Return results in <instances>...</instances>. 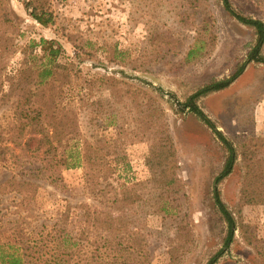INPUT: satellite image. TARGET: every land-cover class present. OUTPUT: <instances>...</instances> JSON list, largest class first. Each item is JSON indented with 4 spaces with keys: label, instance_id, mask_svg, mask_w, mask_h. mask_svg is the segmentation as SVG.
Segmentation results:
<instances>
[{
    "label": "rangeland",
    "instance_id": "374dc122",
    "mask_svg": "<svg viewBox=\"0 0 264 264\" xmlns=\"http://www.w3.org/2000/svg\"><path fill=\"white\" fill-rule=\"evenodd\" d=\"M27 1L0 0V97L8 89L9 76L30 62L40 63L41 37L60 43L58 61L69 62L79 75L120 81L118 92L99 86L106 81L100 79L80 92L89 103L102 97L88 144L95 139H102V146L112 139L123 141L137 182L132 197L138 200L124 204L123 211L102 210L110 213L113 225L126 223L134 231L129 242L141 251L143 264H206L215 256L227 224L215 206L214 190L235 218L233 239L214 264H264V204L247 202L242 193L241 152L251 149L264 157V62L248 60L254 31L231 14L223 0H45L42 6L51 17L46 26L32 17ZM227 2L243 16L264 21V0ZM192 43L199 48L187 57ZM240 67L229 85L189 102L190 96L214 81L231 78ZM124 82L139 93L128 92ZM72 83L63 89L77 92ZM187 104H195L199 113ZM10 112L11 104L0 100V116ZM113 121L120 126L107 125ZM78 129L84 133L83 125ZM164 133L173 142V170L180 180V189L170 191V196L189 213L181 239L170 225H163L153 202L156 166L149 150ZM230 151L235 154L231 171L219 179ZM85 170L62 167L57 182L35 177L36 187L23 195L0 194L6 220L21 213L31 215L32 224L39 226L58 223L57 229L66 233L67 249L49 254L57 260L68 258V264H85L98 236L81 232L84 206L98 205L100 195L94 183L85 180ZM13 175L29 178L18 169H0V181ZM121 192L117 187L109 195Z\"/></svg>",
    "mask_w": 264,
    "mask_h": 264
},
{
    "label": "trees",
    "instance_id": "16d2710c",
    "mask_svg": "<svg viewBox=\"0 0 264 264\" xmlns=\"http://www.w3.org/2000/svg\"><path fill=\"white\" fill-rule=\"evenodd\" d=\"M42 1L45 0H28L25 6L31 7L32 17L46 26L51 17L42 6ZM34 2L38 4L34 5ZM223 2L231 14L254 31L255 43L248 52V60L264 62V21L245 17L234 10L227 0ZM39 46L42 52L40 63L35 66L30 62L9 76L8 89L2 92L0 97L1 103L11 104L10 114L0 116V169H18L29 176L17 178L13 175L0 181V194L15 192L23 195L24 192L36 187L35 177L57 182L61 178L62 167L83 166L86 168L85 180L94 183V189L100 193L98 205L84 206L85 226L81 232L85 234L86 230L94 231L98 235L89 250L90 256L87 255L85 264H143L141 251L129 242L134 240L131 238L134 231L129 230L126 223L113 225L110 213L102 210L111 208L123 211L124 204L130 205L138 200L137 197H132L131 191L137 182L123 151V141L112 139L102 146L100 142L103 140L95 139L93 145L88 144L87 138H91V134L94 133L92 131L88 134V130L90 126L98 124L96 119L98 113L102 111L99 106L102 97H96L95 102L89 103L85 99L87 96L80 92L89 89L98 79L106 80L99 86H108L118 92L120 81L109 77L79 75L77 70L74 72L69 62L58 61L63 46L54 39L41 37ZM198 48L196 43H192L187 57L193 55ZM241 70L242 67L229 79L214 81L207 88L190 96L189 102L197 96H205L208 92L226 87ZM2 80L0 72V84ZM72 82H76L77 92H72L76 88L63 89L64 85ZM124 84L128 87L126 89L128 92L139 93L127 83ZM78 102L81 104L75 107ZM127 104L131 105V101L129 100ZM187 105L199 113L195 104ZM81 123L85 129L84 133H80L78 129L82 126ZM110 123L120 126L115 121L108 122L107 125ZM216 133L221 135L218 131ZM164 134L154 140L149 150L150 158L156 166V174L151 178L152 187L156 191L153 202L162 213L163 225L165 227L170 225L174 235L181 239L186 236L183 230L186 229V218L189 213L183 212L181 203H176L175 198L170 196V191L180 189V180L173 170L175 156L173 142L168 134ZM226 144L228 145V142ZM228 146L230 148V145ZM241 155L245 169L243 196L247 202L264 204V157H260L258 152L251 149L242 151ZM234 158L235 154L230 151L219 179L230 173ZM90 175H94L96 179ZM117 187L122 189L121 194L115 193L110 196L109 192ZM183 196L187 198L186 193H183ZM24 198L25 196H22L21 199ZM214 200L216 208L227 224V230L222 239V246L206 264H214L216 255L230 245L235 230L233 213L216 190ZM7 216L8 212H2L0 209V264H68V258L65 260L59 256L57 260L53 253L49 254L67 249L66 233L57 229V222L39 226L32 224L29 214L19 213L11 221L6 220ZM61 245L66 248H59ZM170 247L173 250V247ZM123 250L126 254L122 252ZM47 255L48 257L44 259Z\"/></svg>",
    "mask_w": 264,
    "mask_h": 264
}]
</instances>
